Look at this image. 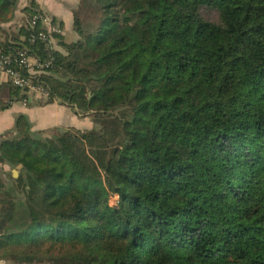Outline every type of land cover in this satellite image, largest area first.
<instances>
[{
    "label": "trees",
    "instance_id": "16d2710c",
    "mask_svg": "<svg viewBox=\"0 0 264 264\" xmlns=\"http://www.w3.org/2000/svg\"><path fill=\"white\" fill-rule=\"evenodd\" d=\"M16 5L0 53L95 127L40 136L21 116L4 136L21 169L0 180V259L264 264V0H79L71 43L33 1L6 31ZM26 93L6 78L0 111Z\"/></svg>",
    "mask_w": 264,
    "mask_h": 264
},
{
    "label": "crops",
    "instance_id": "0c3cea01",
    "mask_svg": "<svg viewBox=\"0 0 264 264\" xmlns=\"http://www.w3.org/2000/svg\"><path fill=\"white\" fill-rule=\"evenodd\" d=\"M31 1L35 2L38 9L47 18L62 28L61 33L63 36L67 32L73 40L76 39L72 32L73 11L76 9L79 0H17L13 19L8 24L9 28L16 30L21 25L24 18L23 9ZM1 82H6L4 74H0ZM21 116L26 119L30 131L34 134L39 133L40 136H43L41 131L54 127L75 128L73 125L78 122L76 120L77 117L70 110L64 109L63 105H60L58 102L42 103V101L38 102L30 98L25 103L23 101L14 102L8 109L0 111V145L4 140V136L14 134L17 120ZM18 166L0 165V177H2L5 187L10 188L13 186V181H10V179H15L19 176L21 168H18ZM13 170L17 171V177H13Z\"/></svg>",
    "mask_w": 264,
    "mask_h": 264
},
{
    "label": "built area",
    "instance_id": "2783aa9c",
    "mask_svg": "<svg viewBox=\"0 0 264 264\" xmlns=\"http://www.w3.org/2000/svg\"><path fill=\"white\" fill-rule=\"evenodd\" d=\"M40 20L42 25L48 29V33H59V29L57 27H53L51 24V21L44 16H38V17H33L32 19V24H35L36 20ZM41 38H45L44 34H40ZM12 60H10L9 57L3 55L0 53V71L6 76V78L9 79L10 83L22 90H26L27 94L30 92L38 93L39 97L46 95L45 91L41 90L40 88L34 86L28 79L23 77L19 71L14 70L11 65H12ZM15 63H18L19 66L25 67L29 69L30 64L28 58L25 56L24 53L19 55V60L15 61ZM38 97V98H39ZM27 99H24L23 102L25 103Z\"/></svg>",
    "mask_w": 264,
    "mask_h": 264
},
{
    "label": "rangeland",
    "instance_id": "374dc122",
    "mask_svg": "<svg viewBox=\"0 0 264 264\" xmlns=\"http://www.w3.org/2000/svg\"><path fill=\"white\" fill-rule=\"evenodd\" d=\"M203 15L205 16V18L207 19V20H209V21H212V22H216L217 21V13H216V11L215 10H213V9H204L203 10ZM49 19V18H48ZM50 20V19H49ZM51 21V20H50ZM51 23H52V21H51ZM9 24V23H8ZM8 24H6V25H3V28L6 30V31H13L11 28H9L8 27ZM55 26L58 28V26L59 25H56L55 24ZM60 27V26H59ZM58 29H60L59 30V32L61 33V31H62V28L60 27V28H58ZM72 32H73V30H72ZM5 38V34L4 33H0V40H3ZM64 38H65V41L67 42V43H71L72 41H73V39L70 37V35H69V33H65V35H64ZM75 38L77 39V37L75 36ZM53 46H54V48H56V49H58V50H60L61 52H63L62 51V49L61 48H59L58 46H57V41H54L53 42ZM29 60V64H30V67H29V71L30 72H32V67H33V65H34V62L31 60V59H28ZM6 77V76H5ZM39 94L38 93H32V92H30L29 94H27L26 93V99L28 100L29 98L30 99H35V100H37L38 102L39 101H42V103H47V96L46 95H43V96H41V97H39ZM5 99H6V97H4L3 98V102L5 101ZM39 99V100H38ZM44 99V100H43ZM63 108L64 109H68V110H70V112H72V110L69 108V107H67V106H65V105H63ZM76 120L78 121V122H76V124L75 125H73V126H75V128H77V129H75V128H63V129H75V130H88V129H91L92 127H95L94 126V124H93V122L91 121V119L90 118H81V119H79V118H76ZM52 129V128H51ZM51 129H48V130H45V131H41L42 133H43V135L44 136H50L52 133H53V131H51ZM1 165V164H0ZM15 171L16 170H13V172H12V175H13V177L14 176H16L17 177V171H16V173H15ZM0 180L2 181V177H0ZM9 180V179H8ZM10 181H11V179H10ZM116 201H117V197H111L109 200H108V204L110 205V206H114L115 204H116ZM0 264H14L12 261H10V260H6V259H0Z\"/></svg>",
    "mask_w": 264,
    "mask_h": 264
},
{
    "label": "water",
    "instance_id": "95a60500",
    "mask_svg": "<svg viewBox=\"0 0 264 264\" xmlns=\"http://www.w3.org/2000/svg\"><path fill=\"white\" fill-rule=\"evenodd\" d=\"M18 168H21V166H18ZM15 173H16V171H15Z\"/></svg>",
    "mask_w": 264,
    "mask_h": 264
}]
</instances>
